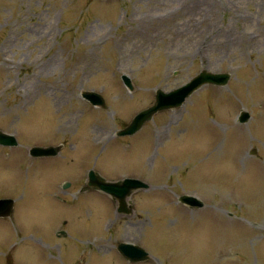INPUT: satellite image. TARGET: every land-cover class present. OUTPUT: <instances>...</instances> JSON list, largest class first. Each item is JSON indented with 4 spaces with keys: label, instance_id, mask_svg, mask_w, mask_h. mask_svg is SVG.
Instances as JSON below:
<instances>
[{
    "label": "rangeland",
    "instance_id": "obj_1",
    "mask_svg": "<svg viewBox=\"0 0 264 264\" xmlns=\"http://www.w3.org/2000/svg\"><path fill=\"white\" fill-rule=\"evenodd\" d=\"M140 18L155 39L133 31L147 25ZM201 69L232 77L133 134L95 141L152 104L157 87ZM86 89L107 105L84 100ZM243 108L254 117L236 125ZM0 128L20 142L0 146V198H16L0 221V264H264V0H0ZM51 142L64 144L59 154L30 156ZM92 168L151 179L133 195L139 219L109 223L111 198L82 190ZM185 192L205 205L183 209ZM135 237L151 259L115 250Z\"/></svg>",
    "mask_w": 264,
    "mask_h": 264
},
{
    "label": "water",
    "instance_id": "obj_2",
    "mask_svg": "<svg viewBox=\"0 0 264 264\" xmlns=\"http://www.w3.org/2000/svg\"><path fill=\"white\" fill-rule=\"evenodd\" d=\"M229 77H230V75L228 73H209L208 75L202 73L201 75L196 76L194 78V80L191 82L192 83L190 86L191 88L184 90L182 92L180 91V93H179L180 95H177V97L171 98L170 101L172 103H178L179 104L184 100L186 95L192 91V89L194 87H197L203 81L208 80V81H213L216 83L225 84L228 81ZM1 135H3L5 137V140H8L11 144L17 143V141L13 135H8L6 133H2ZM0 141H1V139H0ZM58 149H59V147L53 148L52 150H51V148L35 147V148H33V153H36V154H55V153H57ZM128 181H130V180H126V182H128ZM115 184L116 183L109 182V183H105L103 185L106 186L105 189L108 190V192H110L115 198L124 197L122 190H120L119 187H117V186H115V187L113 186ZM130 185H132V184H130ZM182 199L186 202L189 201V202L193 203V205L194 204H198V205L202 204V202L196 201L194 199V197H192V196L184 195V196H182ZM4 201L6 202V201H12V200L5 199ZM9 204L12 205V202H10ZM0 214H6V213L0 212ZM119 249L122 252H124L127 256L131 257L133 260L143 259L147 255V253L144 250L136 247L133 244H129V243H121L119 245Z\"/></svg>",
    "mask_w": 264,
    "mask_h": 264
},
{
    "label": "bare ground",
    "instance_id": "obj_3",
    "mask_svg": "<svg viewBox=\"0 0 264 264\" xmlns=\"http://www.w3.org/2000/svg\"><path fill=\"white\" fill-rule=\"evenodd\" d=\"M150 32L152 33L153 31H152V28H150ZM143 33V32H142ZM146 34L148 33V32H145Z\"/></svg>",
    "mask_w": 264,
    "mask_h": 264
}]
</instances>
